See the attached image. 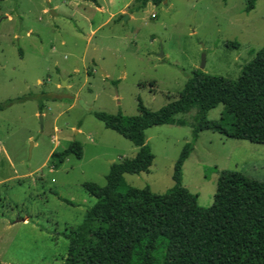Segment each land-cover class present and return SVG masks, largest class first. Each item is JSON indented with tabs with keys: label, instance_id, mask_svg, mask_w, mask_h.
I'll return each mask as SVG.
<instances>
[{
	"label": "rangeland",
	"instance_id": "obj_1",
	"mask_svg": "<svg viewBox=\"0 0 264 264\" xmlns=\"http://www.w3.org/2000/svg\"><path fill=\"white\" fill-rule=\"evenodd\" d=\"M129 1L0 0V146L20 174L34 171L9 180L0 174L2 262L64 264L63 232L78 226L96 201L82 184L104 186L113 162L136 155L139 145L95 110L138 115L139 100L158 110L180 97L197 70L211 82L233 84L264 47V0L249 12L245 0H134L121 14ZM223 107L209 119L218 121ZM197 110L176 116L184 124L146 130L154 163L147 172L126 173L127 184L150 185L155 193L174 185ZM73 140L81 142L82 157L70 154L59 163L52 153ZM224 169L264 179V143L203 129L183 165V185L209 207Z\"/></svg>",
	"mask_w": 264,
	"mask_h": 264
},
{
	"label": "trees",
	"instance_id": "obj_2",
	"mask_svg": "<svg viewBox=\"0 0 264 264\" xmlns=\"http://www.w3.org/2000/svg\"><path fill=\"white\" fill-rule=\"evenodd\" d=\"M138 1L160 5L165 0ZM256 3L245 0L246 11L255 9ZM202 76V70L195 71L180 97L158 110L139 100L138 115L93 112L139 148L133 158L112 163L104 186L93 181L82 184L96 201L78 226L63 232L69 240L64 264H264V179L239 170H222L209 207L201 206L197 195L183 185V165L203 129L264 143V47L244 65L233 84L211 82ZM219 104L224 107L219 120L213 121L209 112ZM192 108L198 109L193 140L175 164L174 185L155 193L150 185L127 184L126 173L147 172L154 163L146 130L184 124L176 116ZM70 154L82 157L79 140L55 150L52 156L62 163Z\"/></svg>",
	"mask_w": 264,
	"mask_h": 264
},
{
	"label": "crops",
	"instance_id": "obj_3",
	"mask_svg": "<svg viewBox=\"0 0 264 264\" xmlns=\"http://www.w3.org/2000/svg\"><path fill=\"white\" fill-rule=\"evenodd\" d=\"M132 1L134 0H130L124 7L123 9H121L120 13L121 14H126L128 13V8L131 7V4H132ZM137 1V0H136ZM97 10L98 11H102L104 12L105 11V8L103 6H97ZM46 11V9H45ZM115 13H111L109 15V17L106 19L105 23L109 22L115 15ZM134 16V13L131 11L129 12V15L128 17L129 18H132ZM11 17V16H9ZM75 71H79V68H74ZM105 75L108 77L109 74L105 73ZM70 78H68L64 84L67 86H71L70 82H69ZM41 82V80H40ZM72 106V105H71ZM44 115H45V112H43ZM75 128V127H74ZM55 129H60L58 126H55ZM77 129L76 132L79 133L82 131V128H75ZM2 143L0 142V145ZM137 151V150H136ZM136 153V152H135ZM53 170V169H51ZM5 173V174H9L7 177L3 178V180H9V179H12V178H18L20 176H32L34 174V171H30V172H27V173H24V174H20V172L17 170L16 168V163L12 160V158L10 157L8 151L5 149V148H2L0 146V174L2 173ZM260 178V177H258ZM262 179V178H261ZM2 180H0V183H1ZM22 221L24 222H27V218H23Z\"/></svg>",
	"mask_w": 264,
	"mask_h": 264
},
{
	"label": "water",
	"instance_id": "obj_4",
	"mask_svg": "<svg viewBox=\"0 0 264 264\" xmlns=\"http://www.w3.org/2000/svg\"><path fill=\"white\" fill-rule=\"evenodd\" d=\"M165 3H167V0H165ZM205 64H206V56L203 55V61H202V66H201V68H204V67H205ZM41 117H43V115H41Z\"/></svg>",
	"mask_w": 264,
	"mask_h": 264
}]
</instances>
